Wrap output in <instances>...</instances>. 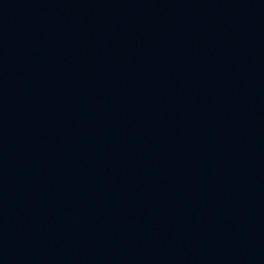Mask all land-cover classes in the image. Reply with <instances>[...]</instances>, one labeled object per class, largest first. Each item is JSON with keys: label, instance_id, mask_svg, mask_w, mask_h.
Instances as JSON below:
<instances>
[{"label": "water", "instance_id": "water-1", "mask_svg": "<svg viewBox=\"0 0 264 264\" xmlns=\"http://www.w3.org/2000/svg\"><path fill=\"white\" fill-rule=\"evenodd\" d=\"M0 264H264V0H0Z\"/></svg>", "mask_w": 264, "mask_h": 264}]
</instances>
